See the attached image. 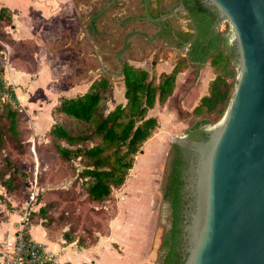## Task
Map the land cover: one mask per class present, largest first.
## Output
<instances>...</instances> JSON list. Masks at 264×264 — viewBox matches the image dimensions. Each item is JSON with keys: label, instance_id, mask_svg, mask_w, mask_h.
<instances>
[{"label": "trees", "instance_id": "trees-1", "mask_svg": "<svg viewBox=\"0 0 264 264\" xmlns=\"http://www.w3.org/2000/svg\"><path fill=\"white\" fill-rule=\"evenodd\" d=\"M181 2L192 17L197 34L190 44V49L177 58L169 71L157 74L154 69L149 70L124 61V103L118 102L109 108L108 100L112 93L113 81L106 75H99L87 90L73 96H61L60 101L52 108L54 121L47 130V138L35 143L39 163H46L41 161L40 153L43 148H49L56 158L65 164L66 171L72 178L70 189L82 193L89 202L102 204L106 200H112V189L124 184L135 155L142 151L144 142L159 126L158 117L148 114V110L156 102L160 105L165 103L174 91L177 73L192 61L209 62L214 77L209 80L207 91L201 94L191 109L190 113L195 119L187 129L216 122L229 103L237 69L232 47L226 42L225 34L228 28L217 26L209 34V27L216 17V12L202 0ZM11 25V10L0 6V97L8 94V99L3 100L0 110V154L1 161L5 162L4 166L0 165V184L7 193L17 194L16 191L23 187L25 180L27 181L29 172L25 174L27 170L18 171L17 166L19 163L21 166V159L16 163L10 155L2 153L6 143L20 153L27 151V144L22 135L23 117L16 103L17 96L13 86L5 78L6 44L14 49L23 46L22 41L12 37L9 31ZM190 35L191 33L183 34L182 38L188 39ZM154 62L153 59L152 63ZM11 100L15 102L12 103ZM170 145L168 168L161 189V199L170 204V224L162 239V247L166 249L161 264H169L176 223L178 175L185 154L178 143L172 142ZM11 163H14L13 166ZM31 164L33 167V162ZM22 176L25 178L21 179ZM40 197L37 196L38 199ZM2 198L4 199L3 193H0V199ZM52 208L53 202L45 201L37 209L31 210L30 223L40 222L49 231ZM95 210L100 211L99 208ZM116 210L109 212V221ZM63 220L69 223L62 233L65 241L75 240L81 246L95 243L99 234L109 231V221L105 229L97 230V233L92 229L76 233L78 224L75 222L71 226L70 216Z\"/></svg>", "mask_w": 264, "mask_h": 264}, {"label": "crops", "instance_id": "crops-1", "mask_svg": "<svg viewBox=\"0 0 264 264\" xmlns=\"http://www.w3.org/2000/svg\"><path fill=\"white\" fill-rule=\"evenodd\" d=\"M149 1H152L150 10L154 12L156 0ZM0 6H6L11 10L12 25L9 27V31L12 37L22 41L24 46L30 42L35 53V68H38L36 74H33L18 66L12 57L6 58L5 78L16 85L13 88L19 103L29 111L28 106L18 98V85H26L27 88L22 89L29 95V88L32 86V89H39L38 87L43 83L57 81L65 73H67L65 74L67 78H72L67 82L66 89L68 91L66 92L69 93L61 90L56 92V94L61 92L59 95L54 96V92L50 93L52 97L48 104L42 105L39 110L35 109L34 112L29 111L30 128L36 141L47 138V130L54 121L52 108L60 101L61 96H73L87 90L91 82L99 75H106L113 81L112 93L108 100L109 108L118 102L126 101L123 78L117 75L113 78L102 72L105 67L115 71L120 69L114 62V54L122 47L125 37H127V47L124 53L127 55L129 63L149 70L154 69L157 74L161 71H169L177 60V55L181 53V50L170 44H163L164 47L160 52L158 51L160 59L152 63L155 47H152L153 50H149V47L151 44L155 46V42L153 41L149 45L148 41L151 39H148L144 34L135 32H143L150 36L156 30L155 23L153 24L143 17L142 0H0ZM7 46L10 45L6 44ZM10 48V53L11 51L15 53L21 47L16 49L17 51L13 50L11 46ZM72 48L77 50L78 54H85L84 57L94 60L95 66L92 70H96L98 74L93 79H89L87 83L84 71L85 58L81 61L80 59L76 60V62H81L76 72L72 71L73 65L67 64L65 57ZM7 71H9L10 77H6ZM213 77L211 66L206 61L194 60L184 70L179 71L173 93L169 95L163 105L156 102L148 110V114L156 115L159 120V126L154 133L160 130L162 121L165 122L164 127L169 128L167 124L172 122V117L178 116L181 111H184L191 121L186 122L184 119H179L176 120L174 126H184L183 129H187L195 119L190 111L198 102L201 94L207 91L208 82ZM116 92L118 93L117 97L114 96ZM172 102L174 105L171 104ZM152 136L142 146L146 154L148 143L153 141ZM162 149L161 147L160 152ZM128 188L132 191L130 198L135 197L137 190L135 188L133 190L131 185ZM138 195L141 196L140 193ZM122 198H119L118 209L109 221V231L99 234L97 241L88 246L78 245L75 240L67 242L61 233H50L40 222L31 223L30 234L44 242L50 250L56 252L53 264H159L160 258L163 257V255L158 256L162 241L158 245L153 242V233L158 221V209L154 225L147 239L135 237L133 231L137 226L131 221L122 226L133 236L126 237L125 240L117 238L115 240L112 225H114L118 214L120 215L122 211L128 213L133 209H129V205L124 209L121 208L120 200ZM10 201H12L11 205L18 203L15 200ZM19 203L20 207L17 209L6 207V205L1 206L0 255L5 249L6 241L12 239L15 222L19 219L20 211L26 205L20 201ZM2 204L4 203L0 205ZM131 206L133 205L131 204ZM144 253L146 257H143Z\"/></svg>", "mask_w": 264, "mask_h": 264}, {"label": "water", "instance_id": "water-1", "mask_svg": "<svg viewBox=\"0 0 264 264\" xmlns=\"http://www.w3.org/2000/svg\"><path fill=\"white\" fill-rule=\"evenodd\" d=\"M142 1L155 24L173 12ZM202 1L216 12L209 34L229 24L237 75L222 116L183 144L169 264H264V0Z\"/></svg>", "mask_w": 264, "mask_h": 264}, {"label": "rangeland", "instance_id": "rangeland-1", "mask_svg": "<svg viewBox=\"0 0 264 264\" xmlns=\"http://www.w3.org/2000/svg\"><path fill=\"white\" fill-rule=\"evenodd\" d=\"M218 26L220 28H228L225 34L227 39L226 42L229 46H231L229 24L227 25L226 21H222ZM10 49V46L6 47V58L9 56L12 57V59L17 62L18 66H21L23 69L36 74L38 68H35V53L32 50L30 42H28L25 46L23 45L20 50H18V52L14 53V51H11L10 53ZM15 51L17 50L15 49ZM84 55L85 54H78L77 50L72 48L71 52L66 54L67 57L65 58L68 65H73L72 71L74 72L78 71V65L81 64V62H76V60L80 59L81 61L83 58L86 59V65L84 63L82 64H84L85 67L84 71L87 83L89 79H93L98 73L96 70H92V68L95 66L94 60L92 58L90 60L89 58L84 57ZM159 59L160 53L157 51L154 54V61ZM39 70L41 71V69ZM65 74L62 75L59 80L52 83L45 84L41 82L43 84L38 87L39 89H32L33 86L31 85L32 87L29 88V95L27 94L28 92L25 93L23 90L27 88L26 85H18V98L28 106L30 112L39 110L42 105L49 103L50 98L52 97L50 93L54 92V96L61 93L58 92L56 94V92L59 90L69 93L66 92L68 91V89H66L68 87L67 82H69V80L72 78H67V75ZM6 77H10L9 71H7ZM6 80L9 84L14 86V88L16 87V85L9 82L7 78ZM117 94L118 93L116 92V95L114 94V96L117 97ZM7 99L8 94H4L2 97H0V110L2 109L3 100ZM11 102L13 103L15 100H11ZM16 103L18 105L17 107L20 108L23 117L21 122V125L23 126L22 135L27 144V151L26 153H20L9 143H6L2 148V153L10 155V158H12V160L16 163H19V160L21 159V166H19L20 163L17 166L18 171L22 172V170H27V173L25 171V174H28L29 172V177L27 178V181L25 180L23 187L16 191L17 194L7 193L0 184V193H3L4 196V199H0V204L4 203L0 205V209L1 206L4 205H6V207L11 206L9 208L12 209L19 208V201L26 204L27 201H29V195L31 191H35L36 201L33 205H35L36 209L45 201L53 202V208L50 211L52 222L50 226H48L50 233L58 232L62 234L64 229L69 226V223L64 221L63 218H67L69 216L71 219L70 221L72 222L71 226L75 222L78 224L76 233H82L85 231L87 232V229H92L94 233H97V230L105 229L109 221V212L113 213L116 209H118L119 198L125 197L120 200V207L124 209L127 207V205H129V209H133L129 210L130 212L128 211V213L122 211L120 215L118 214L117 219L114 221V225H112L114 228L115 240L116 238L118 240H125L126 237L133 236L132 233L129 234L128 230L122 226L128 224V222L130 223L131 221V223L137 226V228L133 231L135 233V237L139 236L140 239H147L148 235L150 234V230L154 225L156 211L158 209V221L153 233V242L156 245L160 244V241L163 239L164 232L170 224V204L160 198L162 184L165 180V173L168 168V158L171 146L170 144L172 142H176L181 147H183V144L186 143L187 139H193L195 135H197L198 131L207 129L208 124H203L198 128L191 130L183 129L184 126L175 127L174 123L176 120L184 119L186 122L191 121L184 111H181L178 116L172 117V122L167 124L169 125V128H167V126L164 127L165 122L162 121L160 130L152 134L153 136L151 138L153 141L147 145V154L142 147V151L135 155L134 163L130 169L129 176L124 182L125 185L123 184L121 187H114L112 189V200H106L104 203L98 204L89 202L82 193H77V191L70 189L69 185L72 178L68 175L65 164H63L60 159L56 158L55 153L49 148H43L40 153L41 161H45L46 163H39L35 149V143L37 141L33 137L30 128L29 111H27L25 107L19 103V101ZM171 104L174 105L173 102ZM160 144L163 148L161 152ZM158 161L160 163L157 169L156 167ZM32 162L33 167L31 164ZM4 163V161H1L0 154V165L4 166ZM31 175L32 177H30ZM24 178L25 177L22 176L21 179ZM35 180L36 182H34ZM129 185H131L133 190L134 188L137 190L135 197L133 196L130 198L132 191L128 188ZM61 190H67V192H61ZM139 193L141 196L138 195ZM39 195L41 196L40 199L37 198ZM10 200L17 201V205H11L12 201ZM131 204L133 206H131ZM95 208H99L100 211L97 212ZM21 213L22 210L20 211V214ZM165 249L166 248L162 247L161 244L159 247L158 256L163 255ZM143 257H146L145 253Z\"/></svg>", "mask_w": 264, "mask_h": 264}, {"label": "flooded vegetation", "instance_id": "flooded-vegetation-1", "mask_svg": "<svg viewBox=\"0 0 264 264\" xmlns=\"http://www.w3.org/2000/svg\"><path fill=\"white\" fill-rule=\"evenodd\" d=\"M151 3L152 1H149V8L151 7ZM155 3L156 10L154 12L150 10L151 13H154L153 16H158L170 11L173 12L162 21L161 25L153 23L156 26V30L149 37H152L154 35L155 37L150 41L147 40L149 45L153 41L155 42V46L151 44V47H149V50H153L152 47H155L152 59H154V54L157 51L160 52V50L164 47L163 44H170L174 48L181 50V53L177 55L178 58L182 53L190 49V44L197 34V29L194 25V21L189 15V12L186 8L185 10L179 8L180 3H182L181 0H156ZM135 32L143 34V32ZM187 33H191V35L188 39H183V34L186 35ZM124 41L127 42V37H125ZM126 47L127 43L125 45L123 42L122 47H120L114 54V62L118 65V69L121 68V63H124V61H128V57H126L127 55H125L124 53ZM199 132L201 131H198V133Z\"/></svg>", "mask_w": 264, "mask_h": 264}, {"label": "built area", "instance_id": "built-area-1", "mask_svg": "<svg viewBox=\"0 0 264 264\" xmlns=\"http://www.w3.org/2000/svg\"><path fill=\"white\" fill-rule=\"evenodd\" d=\"M36 182V180L34 181ZM35 191H31L29 201L15 222L12 239H8L0 255V264H53L56 252L30 234V211L35 210Z\"/></svg>", "mask_w": 264, "mask_h": 264}]
</instances>
